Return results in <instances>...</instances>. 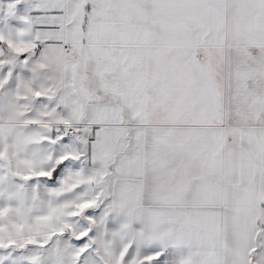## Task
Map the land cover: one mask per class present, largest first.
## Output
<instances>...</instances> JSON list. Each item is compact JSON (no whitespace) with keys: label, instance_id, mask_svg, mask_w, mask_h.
<instances>
[{"label":"snow or ice","instance_id":"obj_1","mask_svg":"<svg viewBox=\"0 0 264 264\" xmlns=\"http://www.w3.org/2000/svg\"><path fill=\"white\" fill-rule=\"evenodd\" d=\"M0 264H264V0H0Z\"/></svg>","mask_w":264,"mask_h":264}]
</instances>
